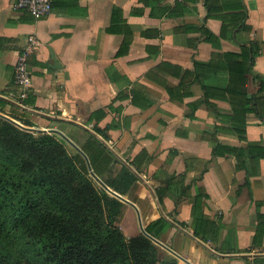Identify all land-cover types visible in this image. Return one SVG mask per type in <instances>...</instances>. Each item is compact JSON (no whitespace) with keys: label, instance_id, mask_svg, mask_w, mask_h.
<instances>
[{"label":"crops","instance_id":"obj_1","mask_svg":"<svg viewBox=\"0 0 264 264\" xmlns=\"http://www.w3.org/2000/svg\"><path fill=\"white\" fill-rule=\"evenodd\" d=\"M15 1L0 0V95L18 94L34 36L23 104L139 174L120 194L129 237L160 219L165 264H264V0H52L38 17Z\"/></svg>","mask_w":264,"mask_h":264},{"label":"trees","instance_id":"obj_2","mask_svg":"<svg viewBox=\"0 0 264 264\" xmlns=\"http://www.w3.org/2000/svg\"><path fill=\"white\" fill-rule=\"evenodd\" d=\"M28 96L24 104H29ZM5 107L10 115H33L0 98L1 114ZM52 135L35 137L0 116V246L5 252L0 264L170 262L146 235L125 238L113 224L124 203L96 187L84 156L69 153ZM94 141L93 154L87 145L81 149L90 169L105 185L125 194L137 178L124 165L115 167L106 147ZM159 221L145 227L156 238L153 226Z\"/></svg>","mask_w":264,"mask_h":264},{"label":"built area","instance_id":"obj_3","mask_svg":"<svg viewBox=\"0 0 264 264\" xmlns=\"http://www.w3.org/2000/svg\"><path fill=\"white\" fill-rule=\"evenodd\" d=\"M181 1L183 0H174V2ZM51 6L52 0H16L14 3L16 9H23L35 17L48 14L51 10ZM39 44L40 42L34 36H28L14 64L13 79L19 91L14 97V100L21 104H23V100L27 97L31 84L27 55L38 47Z\"/></svg>","mask_w":264,"mask_h":264},{"label":"water","instance_id":"obj_4","mask_svg":"<svg viewBox=\"0 0 264 264\" xmlns=\"http://www.w3.org/2000/svg\"><path fill=\"white\" fill-rule=\"evenodd\" d=\"M0 98L9 102L10 104L18 107L19 109L21 110H25V111H28V112H31V113H36V114H41V115H44V116H48L46 114H43V113H40L38 111H35L34 109L32 108H29L28 106L24 105V104H21V103H18L16 102L15 100H12L10 98H7V97H4V96H1L0 95ZM0 116L13 122L15 125L21 127V128H24V129H29V130H36V131H55L57 133L60 134V136L65 140L67 141L71 146H73L80 154H82L84 156V158L86 159V162H87V165H88V168H89V172H90V175L105 189V191H107L108 193H110L112 196H114L115 198L123 201V202H127L129 203V201L124 198L123 196H121L119 193H117L116 191L112 190L110 187H108L107 185H105L101 180L100 178H98L94 173L93 171L90 169L89 167V164H88V160L86 158V156L84 155V153L78 149L76 147V145H74L68 138H66L62 133H60L59 131H56V130H53V129H45V130H40L38 128H34V127H24L22 126L21 124L18 123V121L8 117L7 115H4V114H1L0 113ZM92 132V131H91ZM92 134L103 144L105 145L115 156V161L119 160L121 161L128 169L129 171H131L133 174H135L143 183L144 181L140 178L139 174L131 167V165L127 162V161H124L120 156H118L109 146L106 145V143L103 141V139H101L98 135H96L95 133L92 132ZM150 191V194L152 196V198L154 199L155 203H156V206L158 208V211L160 213L161 216H163L165 219H167V217L163 214L162 210L160 209L159 207V203L158 201L156 200V197L154 196L153 192L151 189H149ZM168 220V219H167ZM169 221V220H168ZM171 222V221H169ZM173 223V222H171ZM177 228H179L180 230H182L186 235H188L189 237H191L195 242H197L198 244L202 245L205 249H207L209 252L211 253H214V250L209 248L208 246L204 245V243L202 241H200L199 239H197L195 236H193L191 233L187 232L186 230L182 229L179 225L173 223ZM141 226V225H140ZM141 230L144 232V235H146L147 237H149L155 244H157L158 246H161L163 248H165L166 250L170 251V252H173L172 250H170L166 245L160 243L157 239L153 238L152 236H150L148 233H146L142 226H141ZM175 254V253H174Z\"/></svg>","mask_w":264,"mask_h":264},{"label":"rangeland","instance_id":"obj_5","mask_svg":"<svg viewBox=\"0 0 264 264\" xmlns=\"http://www.w3.org/2000/svg\"><path fill=\"white\" fill-rule=\"evenodd\" d=\"M9 107H5L4 111H2L4 114H6L8 117L18 121L19 124H21L22 126L24 127H38L37 125L34 124L35 120L31 119L30 117H27V118H24L22 117L20 114H17V113H12L10 115V112L8 111ZM14 116V117H13ZM18 118V119H17ZM31 119V120H30ZM46 129V128H45ZM44 128H41L40 130H45ZM49 129V128H48ZM21 130L23 131H26V132H29L31 133L33 136L35 137H38L40 135H43L44 133H48V134H53L51 131L47 132V131H36V130H29V129H22ZM54 137H57V139L61 140L63 143H65V146L67 148V150L70 152H74L76 151L75 148L73 146H71L67 141H65L64 139H62L61 137H59L58 135H52ZM85 145V144H84ZM83 144L82 145H79L80 146V149L82 148H87L86 145L84 146ZM89 172V171H88ZM89 178L92 179V181L94 182V184L96 185V187L98 188H101L105 191V189L90 175V172H89ZM135 189L133 190L132 194L135 193L134 192ZM110 197H114L112 196L110 193H108L107 191H105ZM132 194H129V196L132 197ZM134 195V194H133ZM119 200V199H118ZM121 201V200H119ZM122 203L125 204V202L121 201ZM127 209H126V206L124 205L121 209H120V214L117 216V218L114 217V222L113 224L119 229L120 232H122V234L125 236L126 239H129V235H132L130 234L131 231L128 230V227L131 226L132 224V220L130 219V217L128 216L127 217ZM107 217V216H106ZM108 218V217H107ZM128 221V222H127ZM139 224L138 223V220H137V223L135 225ZM131 229V228H129ZM157 245V244H156ZM3 247L0 246V254H5L4 250H2ZM13 254V252H12ZM12 264H15V260H13L11 262Z\"/></svg>","mask_w":264,"mask_h":264}]
</instances>
